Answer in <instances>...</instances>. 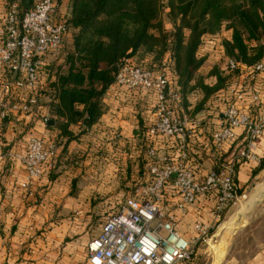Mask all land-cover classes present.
<instances>
[{"label": "built area", "instance_id": "built-area-1", "mask_svg": "<svg viewBox=\"0 0 264 264\" xmlns=\"http://www.w3.org/2000/svg\"><path fill=\"white\" fill-rule=\"evenodd\" d=\"M57 14L52 0H34L23 15L16 5L0 2V121L12 115L39 119L44 126L48 122L36 99L43 84L40 71L72 38ZM225 68L240 70V75L229 82L223 109L210 122L208 116L202 121L184 112L168 71L152 73L130 60L121 62L111 95L118 103L130 94L147 96L152 103V121L142 134L146 179L131 188L88 243L89 264H190L195 248L209 240L210 231L235 206L236 167L262 161L258 142L264 139V61L247 68L227 59ZM59 148L56 139L46 141L30 132L23 154L0 153L2 161L22 167L19 188L27 199L54 171ZM206 152L215 156L217 167L202 172L195 164L206 159ZM201 201L205 213L196 214L185 238L178 229L181 218Z\"/></svg>", "mask_w": 264, "mask_h": 264}, {"label": "trees", "instance_id": "trees-1", "mask_svg": "<svg viewBox=\"0 0 264 264\" xmlns=\"http://www.w3.org/2000/svg\"><path fill=\"white\" fill-rule=\"evenodd\" d=\"M33 1L0 0L16 5L20 15L32 9ZM63 1L52 0L58 6L57 20L62 19L71 31V43L61 51L60 59L48 60L41 69L43 84L36 93L37 104L45 109V127L57 134L60 148L62 140L73 139L69 128L78 124L77 137L99 136L96 160L101 166L111 165L115 172H126L118 178L123 190L146 179L142 134L147 126L143 99L136 94L119 104L136 118L129 139L100 123L107 112L103 101L123 60L152 73L168 71L184 108L188 98L200 97L202 107L193 111L194 116L211 100H218L231 79L240 75V70L216 67L209 74L214 79L211 85L199 76L204 64L199 54L207 39L225 32L229 35L221 47L226 58L247 68L264 61V0H69L62 8ZM164 18L171 31H166ZM124 158L127 163L121 167ZM131 159L138 166L135 174L128 164ZM263 167L261 161L253 173Z\"/></svg>", "mask_w": 264, "mask_h": 264}, {"label": "crops", "instance_id": "crops-1", "mask_svg": "<svg viewBox=\"0 0 264 264\" xmlns=\"http://www.w3.org/2000/svg\"><path fill=\"white\" fill-rule=\"evenodd\" d=\"M118 102L119 99L110 92L105 97L103 103L107 112L100 122L102 128L119 131L124 127V109ZM42 113H46L45 109ZM13 117L6 122L0 121V153L13 151L23 154L30 132L46 141L57 136L47 130L39 119ZM80 130V124L69 128L73 139L68 142L62 140L64 146L59 148L53 173L35 185L31 199H27L19 188L24 179L22 167L0 158V264H89L86 247L92 239H85L82 244L76 240V227L69 216L78 200L69 195L73 184L76 185L80 179L83 181L84 176L100 172L101 165L94 155L100 137H77ZM258 153L264 154V139L258 142ZM208 155L206 152V159L196 161L195 165L202 172L217 167L215 156ZM131 161L128 163L131 171L136 172L138 166L135 167L134 159ZM126 163V158L121 159V167ZM105 166L107 172H115L111 165ZM242 166L245 169L247 165ZM243 167L236 171L239 182ZM204 205L205 202L201 201L181 218L178 229L185 238L192 233L196 214L204 215Z\"/></svg>", "mask_w": 264, "mask_h": 264}, {"label": "rangeland", "instance_id": "rangeland-1", "mask_svg": "<svg viewBox=\"0 0 264 264\" xmlns=\"http://www.w3.org/2000/svg\"><path fill=\"white\" fill-rule=\"evenodd\" d=\"M164 25L166 31H171L166 18H164ZM228 35L222 32L217 37L207 39L206 48L199 54L204 64L198 74L209 85L214 83V79L209 77L210 72L216 67L225 68V61L228 58L224 56L221 41L227 40ZM61 57L62 53L58 52L50 55L48 60H58ZM218 96V100H211L196 116L193 111H199L202 107L198 105L200 97H190L187 100L188 107H183L184 112L202 121L206 119L205 117L212 115L214 116L211 118L214 119L222 111L223 101L226 99L225 94H218ZM139 98L136 99L140 100ZM143 104L144 120L152 121V103L147 96L143 99ZM125 110L126 108L123 115L127 116V120L131 122L126 121L124 127L118 131V135L129 139L136 118L130 110ZM211 118L209 120L213 122ZM260 156L264 161V154L260 153ZM106 167L103 165L100 172L87 174L88 176L83 177V181L80 179V182L73 185L72 194L69 195L78 200L69 217L76 227V240L80 244L85 239L90 240L98 236L103 223L108 216L117 211L118 206L130 191V189H121V182L117 181L120 175L126 172H107ZM240 167L237 166L236 171ZM256 169L255 165H247L242 172L240 182L237 178L238 172H235L238 201L225 213L221 223L210 231L209 240L195 248V255L190 264H264V167L260 172L253 173ZM138 183H142V180ZM235 216L236 219L233 220ZM79 248L81 249L82 245Z\"/></svg>", "mask_w": 264, "mask_h": 264}, {"label": "bare ground", "instance_id": "bare-ground-1", "mask_svg": "<svg viewBox=\"0 0 264 264\" xmlns=\"http://www.w3.org/2000/svg\"><path fill=\"white\" fill-rule=\"evenodd\" d=\"M236 216H237V215H236ZM236 216L234 217V219H233V220H235V219H236ZM233 220H232L231 224L233 223Z\"/></svg>", "mask_w": 264, "mask_h": 264}]
</instances>
